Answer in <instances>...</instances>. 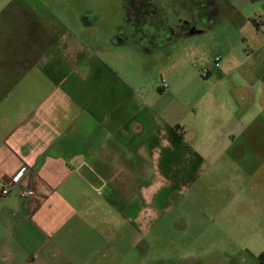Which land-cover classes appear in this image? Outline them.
Listing matches in <instances>:
<instances>
[{
	"label": "crops",
	"instance_id": "1",
	"mask_svg": "<svg viewBox=\"0 0 264 264\" xmlns=\"http://www.w3.org/2000/svg\"><path fill=\"white\" fill-rule=\"evenodd\" d=\"M237 2L242 29L251 21L258 27L232 47L223 43L208 75L220 92H211L215 108L203 125L208 137L214 122L223 129L222 140L210 141L216 158L232 150L241 160L250 148V177L264 188V18L251 20ZM0 7V184L12 188L0 196V264H147L140 242L146 188H154L152 219H159L185 191L181 184L194 182V166L205 159L200 140L159 108L155 84L114 35L68 28L49 36L56 28L49 30L48 4ZM90 18L84 28L100 21ZM19 172L32 197L14 190ZM185 226L195 237L187 238L189 253L168 257L172 264H264V224Z\"/></svg>",
	"mask_w": 264,
	"mask_h": 264
},
{
	"label": "rangeland",
	"instance_id": "2",
	"mask_svg": "<svg viewBox=\"0 0 264 264\" xmlns=\"http://www.w3.org/2000/svg\"><path fill=\"white\" fill-rule=\"evenodd\" d=\"M0 1L3 4L8 2ZM177 1L179 0H157L158 4L166 9L170 24H175V20L178 19L180 7L175 6ZM235 1H238L237 4L245 5L242 9L251 20L264 18V0L259 3L257 1L252 3V0ZM40 2L48 4L53 13L46 16L50 21L49 30L56 28V31H50L52 33L49 36L58 33V30L62 32L69 28L74 31L90 30L105 39L114 35L117 29L121 27L125 29L128 26L125 22L124 0H40ZM3 8L0 7V10ZM231 13H235L234 8L227 7L225 13L222 12L207 20L200 32L179 39L153 54L131 45L125 46L133 59L138 60L140 66L144 67L147 84H155L154 95L157 96L159 108L165 111L170 119L172 118L174 124L180 123L194 130L189 134V138L195 137L193 139L195 142L200 140L199 144H196L198 147H195L201 152L204 151L205 158L199 165L194 166V182L184 181L179 187L185 191L177 192L173 199V208L163 211L159 219L149 221L145 230L146 241L140 240L144 245L147 264H172L169 256L177 259L189 253L186 241L191 235L194 238L196 231H185L188 222L264 224V188L260 183L255 184L250 177L253 163L249 162L250 148H243L246 154L241 160L237 156V151L232 150L225 154L220 151L221 155L216 158L214 154L219 150L216 144L213 146L210 141H216V137L222 140L220 134L223 133V129L219 131L216 127L217 122H214V128L211 127L208 137L205 136L203 125L205 117L215 108L210 103L211 92L213 91L215 96L220 92L215 86L217 77H206L204 72L212 70L217 56L224 55L226 47L224 42L231 45L233 38L242 35V31L250 33L258 27L251 21L242 29L241 21L238 19L239 13ZM53 15L64 18L66 24L58 22V25H54L52 21L56 19ZM84 16H90L92 20L98 18L100 21L95 28H84ZM242 43L243 41H238L240 47ZM163 79L171 87L160 92ZM254 166L258 167L257 164ZM164 184L165 182L161 188ZM164 192V190L160 192L162 205L165 202ZM178 221L181 224L171 227ZM244 232L247 233L243 230L242 239L247 241L244 239L248 238ZM139 238L143 239L140 232ZM133 247L130 245L131 250ZM158 257H161L162 261H158Z\"/></svg>",
	"mask_w": 264,
	"mask_h": 264
},
{
	"label": "flooded vegetation",
	"instance_id": "3",
	"mask_svg": "<svg viewBox=\"0 0 264 264\" xmlns=\"http://www.w3.org/2000/svg\"><path fill=\"white\" fill-rule=\"evenodd\" d=\"M128 26L114 32V37L125 45L153 54L179 39L203 29L212 16L233 8L235 0H179L178 19L170 24L167 11L157 0H124Z\"/></svg>",
	"mask_w": 264,
	"mask_h": 264
},
{
	"label": "built area",
	"instance_id": "4",
	"mask_svg": "<svg viewBox=\"0 0 264 264\" xmlns=\"http://www.w3.org/2000/svg\"><path fill=\"white\" fill-rule=\"evenodd\" d=\"M222 59V56H217L215 59L216 64L218 65V62H220ZM204 75L207 77L209 75V71L204 72ZM163 86L168 87V83L165 79H163ZM21 176L22 174L19 172L14 178H13V185L15 187V191L17 195L21 198L26 197H32L35 194V191L31 188H24L21 187ZM162 183V182H161ZM160 181L154 185L158 186V184H161ZM154 188H146L144 199L146 201V207L142 211L140 216V228L144 233H146V229L149 225V221L155 216V213L153 212L152 208V195H153ZM12 191V188H10L8 185H1L0 184V196H6Z\"/></svg>",
	"mask_w": 264,
	"mask_h": 264
}]
</instances>
